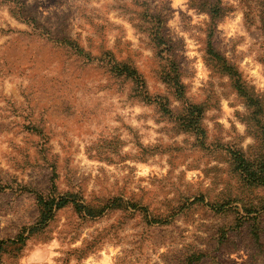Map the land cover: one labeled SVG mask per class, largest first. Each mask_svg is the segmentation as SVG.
Here are the masks:
<instances>
[{
  "label": "rangeland",
  "instance_id": "rangeland-1",
  "mask_svg": "<svg viewBox=\"0 0 264 264\" xmlns=\"http://www.w3.org/2000/svg\"><path fill=\"white\" fill-rule=\"evenodd\" d=\"M236 155L264 169V0H0V264H264ZM71 196L96 216L28 235Z\"/></svg>",
  "mask_w": 264,
  "mask_h": 264
},
{
  "label": "trees",
  "instance_id": "trees-1",
  "mask_svg": "<svg viewBox=\"0 0 264 264\" xmlns=\"http://www.w3.org/2000/svg\"><path fill=\"white\" fill-rule=\"evenodd\" d=\"M194 113L199 112L197 109L193 111ZM236 160L238 162V168L241 170L243 176L246 178L248 182L254 184L264 185V169L262 167L258 169H254L249 162L246 161L244 157L241 155H236ZM114 202L111 204L113 207H121L123 206V201ZM122 202V203H121ZM39 203L41 208L43 209L41 219L36 223L35 226L29 228L28 235H34L42 230H44L49 221L53 218L55 212L59 211L60 209L64 208L68 204H73L77 211L86 214L89 217H95L96 212L84 204H81L77 201L76 196L71 197H61L59 199H44L43 197L39 198ZM21 243V239L18 241Z\"/></svg>",
  "mask_w": 264,
  "mask_h": 264
}]
</instances>
